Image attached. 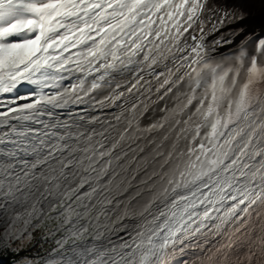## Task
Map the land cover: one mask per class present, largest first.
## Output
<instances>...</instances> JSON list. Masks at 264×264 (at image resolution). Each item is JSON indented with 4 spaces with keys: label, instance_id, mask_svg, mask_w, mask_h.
<instances>
[{
    "label": "snow or ice",
    "instance_id": "obj_1",
    "mask_svg": "<svg viewBox=\"0 0 264 264\" xmlns=\"http://www.w3.org/2000/svg\"><path fill=\"white\" fill-rule=\"evenodd\" d=\"M0 264H264V0H0Z\"/></svg>",
    "mask_w": 264,
    "mask_h": 264
},
{
    "label": "trees",
    "instance_id": "obj_2",
    "mask_svg": "<svg viewBox=\"0 0 264 264\" xmlns=\"http://www.w3.org/2000/svg\"><path fill=\"white\" fill-rule=\"evenodd\" d=\"M3 259H7V258H3Z\"/></svg>",
    "mask_w": 264,
    "mask_h": 264
}]
</instances>
